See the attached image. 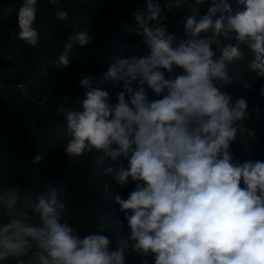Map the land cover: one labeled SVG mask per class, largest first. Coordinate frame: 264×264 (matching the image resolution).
<instances>
[{"label":"clouds","instance_id":"9594fccd","mask_svg":"<svg viewBox=\"0 0 264 264\" xmlns=\"http://www.w3.org/2000/svg\"><path fill=\"white\" fill-rule=\"evenodd\" d=\"M55 20L67 22L63 0ZM184 0H165L180 7ZM210 4L203 15L186 18V36L169 31L162 0H145L125 30L143 37L144 56H118L105 78L122 84L117 102L80 79L79 107L61 109L69 157L90 158L93 179L135 188L116 195L128 235L114 247L102 232L81 236L61 216L65 204L54 187L39 195L22 193L18 184L0 182V264L9 258L25 264L36 249L39 264H127L131 248L153 264H264V160H239L232 145L248 118L245 98L222 91L247 69L264 78V0H193ZM41 0H22L17 10L19 39L36 46ZM235 5V6H233ZM64 27H68L65 23ZM93 36L73 32L58 63L67 67L74 44ZM176 69H182L177 73ZM244 87H250L247 83ZM149 90L159 97L151 99ZM264 97V87L259 89ZM123 158L126 166L106 160ZM40 155L33 163L39 164ZM39 173V169H35ZM146 264V262H145Z\"/></svg>","mask_w":264,"mask_h":264},{"label":"trees","instance_id":"16d2710c","mask_svg":"<svg viewBox=\"0 0 264 264\" xmlns=\"http://www.w3.org/2000/svg\"><path fill=\"white\" fill-rule=\"evenodd\" d=\"M21 5L22 0H0V46L2 41L19 32L16 13ZM63 5L69 11V20L57 22L54 18L56 6L49 0H41V10L35 21L40 43L32 46L20 39L23 68L10 81L14 86L3 87L0 78V91L5 92L0 96V182L8 180L18 184L22 193L32 196L39 195L49 186L54 187L59 200L65 204L61 216L81 236L88 231L102 232L113 240L115 247L128 235L127 221L115 203V196L127 198L135 184L121 186L112 181L111 190L105 192L103 185L96 182L103 178L93 179L90 158L69 157L64 151L65 117L60 110L80 106L84 92L79 81L87 75L94 78V86L110 93L112 103L117 102L122 84L107 80L105 73L118 56L147 54L143 37L125 30L126 24L133 23V13L144 7L145 0H63ZM162 5L169 31L177 39L186 36L184 23L188 16L203 15L211 6L196 5L193 0H184L180 7L171 8L162 0ZM65 23L68 27H64ZM73 32H87L93 36V41L87 46L74 44L69 54L70 63L65 67L58 61ZM39 48H42L41 52ZM13 68L12 60L0 53V77H9ZM182 71L176 69L177 73ZM236 71L235 67L230 68L238 82L250 81L251 86L242 96L248 103V118L242 123L246 129L254 131L255 136L244 132L233 143L232 151L235 153L236 146L240 147L234 157L241 161L248 158L264 160V97L254 99L264 87V78L257 77L246 65L238 77ZM21 81L26 83L23 90L16 86ZM253 84L257 88L253 89ZM234 86V82L225 84L222 91L233 96ZM149 96L159 98L150 90ZM37 155L42 157L39 164L33 163ZM108 165L119 168L126 166L127 161L123 158L106 160L105 166ZM35 169H39V173ZM36 252L33 249L23 258L25 264H39ZM126 261L127 264H153L151 256H139L131 248ZM7 264H15V260L9 258Z\"/></svg>","mask_w":264,"mask_h":264},{"label":"rangeland","instance_id":"374dc122","mask_svg":"<svg viewBox=\"0 0 264 264\" xmlns=\"http://www.w3.org/2000/svg\"><path fill=\"white\" fill-rule=\"evenodd\" d=\"M79 28V27H78ZM77 28V29H78ZM19 37H18V32L14 34V36H12V38L8 39V40H4L1 43L0 49H1V56L2 57H7L10 58L13 62V66L14 68L12 69V71L9 74V77H5V75H1V83L3 87H7V85L10 83V81L22 70L23 68V64H22V59H21V52H20V46H19ZM39 52L42 51V48L38 49ZM45 57V56H44ZM255 79V83H256ZM235 86H234V95L232 96L233 99H237L243 96L245 90L247 89L246 87H244V84L247 83L248 85H250V81H244V82H238L236 79L233 80ZM251 86V85H250ZM32 88V85L30 84L29 86V91ZM257 88L256 85L253 84V89ZM28 91V93H29ZM4 91H0V96L4 95ZM255 97L259 100L261 99L262 96H260L259 93H256V95H254V99ZM245 123H247L245 121ZM240 150L239 146H236V151L234 154L238 153V151Z\"/></svg>","mask_w":264,"mask_h":264},{"label":"built area","instance_id":"2783aa9c","mask_svg":"<svg viewBox=\"0 0 264 264\" xmlns=\"http://www.w3.org/2000/svg\"><path fill=\"white\" fill-rule=\"evenodd\" d=\"M7 86H14V83H9ZM16 86L18 87V89H22L23 90L25 88V86H26V83L21 81L18 84H16Z\"/></svg>","mask_w":264,"mask_h":264}]
</instances>
